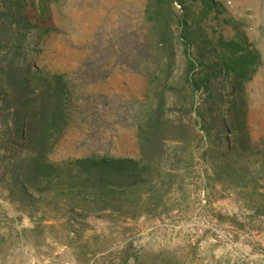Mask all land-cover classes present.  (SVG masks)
Here are the masks:
<instances>
[{"label":"rangeland","instance_id":"374dc122","mask_svg":"<svg viewBox=\"0 0 264 264\" xmlns=\"http://www.w3.org/2000/svg\"><path fill=\"white\" fill-rule=\"evenodd\" d=\"M184 1L198 13L200 0ZM212 1L232 24L214 23L217 33L242 37L256 53L243 86V131L257 140L264 133V0ZM145 2L26 1L29 15L42 16L55 29L28 36L25 55L60 75L69 91L63 125L44 147L48 159L137 156L136 128L147 99ZM177 59L181 66L180 54ZM190 117L193 123L194 113ZM2 134L0 122V142ZM3 151L0 145V264H264V216L253 211L258 193L264 194V176L246 187L213 182L195 152L155 212L82 220L67 218L61 202L59 211L20 202L7 185Z\"/></svg>","mask_w":264,"mask_h":264},{"label":"trees","instance_id":"16d2710c","mask_svg":"<svg viewBox=\"0 0 264 264\" xmlns=\"http://www.w3.org/2000/svg\"><path fill=\"white\" fill-rule=\"evenodd\" d=\"M26 1L0 0V145L7 185L20 202L47 203L54 211L61 202L67 218L82 220L90 214L149 215L186 171L182 165L190 168L195 152L213 182L246 187L264 176V133L252 140L243 131V86L256 53L242 37L217 33L214 23L232 24L212 0H200L195 14L184 0L145 2L147 99L136 128V157L48 159L44 147L63 125L69 91L60 75L25 55L28 36L55 29L29 15ZM172 111L179 115L169 117ZM22 150L33 155L21 157ZM253 211L264 216V194L258 193Z\"/></svg>","mask_w":264,"mask_h":264}]
</instances>
